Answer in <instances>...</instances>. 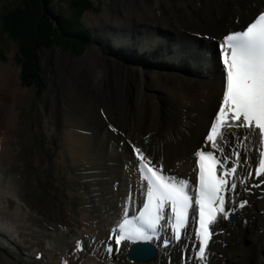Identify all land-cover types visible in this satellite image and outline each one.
Segmentation results:
<instances>
[{
    "label": "bare ground",
    "instance_id": "1",
    "mask_svg": "<svg viewBox=\"0 0 264 264\" xmlns=\"http://www.w3.org/2000/svg\"><path fill=\"white\" fill-rule=\"evenodd\" d=\"M263 9L264 0H110L107 11L87 19L95 31L92 48L78 59H56L55 85L36 126L38 137L58 138L51 139L40 159L27 134L13 136L18 144L11 143L28 90L13 76L15 67L0 68V128L5 132L0 138V264H62L77 238H85V250L72 257V264H202L195 258L198 245L192 246L190 228L183 242L159 249L148 260L129 259L131 253L149 255L148 246L123 245L112 258L106 253L113 228L137 210L146 189L128 142L165 170L195 179L194 153L204 142L224 87L217 43ZM163 30L174 41L157 38ZM110 37L118 39L116 46ZM183 65L192 68L177 72ZM233 131L245 149L259 144L256 130ZM232 146L220 143L225 153ZM256 155L248 151L249 160ZM26 162L31 166L27 172ZM54 178L71 201L50 188ZM37 184H42L38 207L24 194ZM263 190L242 195L251 206L237 212V221L218 224L224 233L216 235L213 255L205 261L264 264ZM33 247L40 248L32 258ZM39 252L41 260L36 259Z\"/></svg>",
    "mask_w": 264,
    "mask_h": 264
},
{
    "label": "snow or ice",
    "instance_id": "2",
    "mask_svg": "<svg viewBox=\"0 0 264 264\" xmlns=\"http://www.w3.org/2000/svg\"><path fill=\"white\" fill-rule=\"evenodd\" d=\"M217 53L224 73L222 102L205 137V143L210 144L213 150L198 149L194 153L198 167L195 188L189 189L187 181L163 174L159 162L154 163L141 147L129 141L139 176L146 182V192L143 193V206L139 208L138 215L131 219L125 217L118 224L119 234L108 237L114 240L117 251L122 244L127 247L150 241L153 237L149 233L155 234L164 226L163 221L170 226L177 242H183L182 233L190 225L196 242L192 246L198 245L195 258L203 259L214 235V226L235 217V209L226 205L234 199L238 169L242 164L250 165L251 162L249 150L244 148L243 141L238 140L233 130H258L259 143L264 145V11L255 14L240 30L223 35L217 43ZM226 135L229 139L225 138ZM222 142L233 145L227 153L220 147ZM257 155L255 175L262 177L264 151H259ZM248 175L252 176L251 170ZM239 183L244 184L245 181L240 180ZM246 205L247 201H242L238 206L244 209ZM169 243L164 241L165 246ZM83 247L77 241L75 250L82 251ZM107 250L111 253L112 245H108Z\"/></svg>",
    "mask_w": 264,
    "mask_h": 264
},
{
    "label": "rangeland",
    "instance_id": "3",
    "mask_svg": "<svg viewBox=\"0 0 264 264\" xmlns=\"http://www.w3.org/2000/svg\"><path fill=\"white\" fill-rule=\"evenodd\" d=\"M23 1L24 0H0V68H5L7 65H11L12 68L15 67L17 72L16 75L13 76H15L16 81L21 87L28 90V96L24 99L23 103L21 104L20 111L18 114L19 130L12 129L13 134L10 132L12 135L11 143L18 144V141L14 138L17 136L21 139V137H24V135L27 134L26 137L28 138V140L30 137V139L34 141L36 147V158L40 159L42 157H45L46 153L48 152V146H51L52 144L51 139H53V135L50 137H38L36 124L39 121H43V116L45 114L43 112V109L44 107H47L49 94L52 92V89L55 85L56 71L54 70L58 66V61L56 59H58L60 56L64 58L66 55L72 56V59H78L83 57L87 53V51L92 48V46L94 45L93 40L95 37V31L93 26L88 22L87 19L89 16L101 15L104 11H107L108 2L110 0H90V4H92V6L90 8L85 9L78 19H75L74 17L72 18L73 12L72 14H70L72 11L69 6L71 3L70 0H52V2L49 4L43 3L44 8L42 10L48 17H50L55 27H59L61 25V16H64L67 19H72H70L71 28L69 30H66L68 35L70 36L69 41H66L64 43L62 42L63 44L61 45L56 44L53 46L50 45L49 47L43 46L41 48L35 49L33 55V63L36 64L39 70L38 75H40L38 81L39 83L36 84H30L29 80L26 79L27 65L25 64L24 58L26 54L24 53V51L21 52V49L19 48L20 43L21 45H23V42H19V38H11L10 31L8 29L7 31L4 28V17L10 16L9 14L5 15L6 12L8 10H17V8L22 5ZM215 12L216 14L219 13V11L216 10ZM3 15L5 16L2 18ZM158 31L156 32L157 38L161 36L166 40L172 39L174 41V37L170 32H167L165 30L160 32ZM108 40L113 46H116V43L118 42V39L116 38L112 40L110 37ZM169 42H171V40ZM154 48H157V50H159V43H157V45L154 44L153 49ZM154 50L157 51L156 49ZM177 68L179 69V71L177 72L184 73L190 70L192 67L183 65L182 67L179 66ZM176 74L177 73H175V75ZM2 82L4 81H0V86ZM46 113H48V111H46ZM46 121L48 122V124L50 123L49 119H47ZM1 128L0 138L5 133L2 131ZM57 138L58 137H54L53 141L57 140ZM52 152H54V150ZM24 159H26L25 156ZM30 169L31 166L26 162L23 170L27 172ZM60 174V178L62 177L63 179H66L68 176L65 171H60ZM41 186L42 184L33 185L27 188L24 193L28 202L32 205L34 204V206L36 207L40 205L39 198ZM50 188L53 190H58V193H60L61 195H65V197L71 201L67 189L65 188V186L59 185L57 178H54L50 181ZM250 244L251 243H247L246 245L249 246ZM258 246L250 248L249 251H254L258 248ZM33 248V250H30L32 258L34 257L33 253L36 250H39L40 247ZM7 249L9 250L10 247L7 246ZM226 262L227 261L224 260L223 263L227 264ZM247 264H254V260H251Z\"/></svg>",
    "mask_w": 264,
    "mask_h": 264
},
{
    "label": "trees",
    "instance_id": "4",
    "mask_svg": "<svg viewBox=\"0 0 264 264\" xmlns=\"http://www.w3.org/2000/svg\"><path fill=\"white\" fill-rule=\"evenodd\" d=\"M51 2L52 0H24L17 10H8L6 12L5 15L9 14L10 16H2V18L5 16L4 28L10 31L11 38H19V42H23V45L20 43L19 48L21 52L24 51L26 54L24 56L25 64L27 65L26 79L29 80L30 84L39 83L40 77L38 75L39 70L36 64L33 63L35 49L43 46L61 45L69 41L70 36L66 30L71 28L70 19L73 17L78 19L85 9L92 6L90 0H70L69 6L72 10L70 14L73 12L72 18L67 19L61 16V25L55 27L50 17L42 10L44 8L43 3L49 4Z\"/></svg>",
    "mask_w": 264,
    "mask_h": 264
},
{
    "label": "water",
    "instance_id": "5",
    "mask_svg": "<svg viewBox=\"0 0 264 264\" xmlns=\"http://www.w3.org/2000/svg\"><path fill=\"white\" fill-rule=\"evenodd\" d=\"M141 246H143V245H138V246H135V247H141ZM146 246H148V247L150 248V250H147V253H148L149 255H146V254L141 255V254H134V253H131V254L129 255L130 258H133V259H135V260L142 261V260H148L149 258H153V257H155V256H156V253H155L154 248H151L149 245H146ZM148 251H149V252H148Z\"/></svg>",
    "mask_w": 264,
    "mask_h": 264
}]
</instances>
